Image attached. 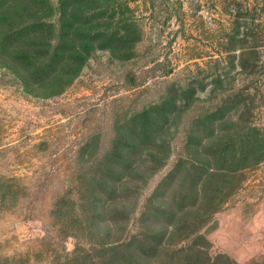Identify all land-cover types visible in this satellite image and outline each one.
Instances as JSON below:
<instances>
[{"label":"rangeland","instance_id":"374dc122","mask_svg":"<svg viewBox=\"0 0 264 264\" xmlns=\"http://www.w3.org/2000/svg\"><path fill=\"white\" fill-rule=\"evenodd\" d=\"M43 2L0 46V264H264V0Z\"/></svg>","mask_w":264,"mask_h":264},{"label":"trees","instance_id":"16d2710c","mask_svg":"<svg viewBox=\"0 0 264 264\" xmlns=\"http://www.w3.org/2000/svg\"><path fill=\"white\" fill-rule=\"evenodd\" d=\"M44 5L43 0H0V27H4V34L0 40V46L10 42L33 41L37 35L23 33V25L34 26L37 22L41 26V13ZM41 12V13H39ZM24 43V42H23ZM23 55L29 56L30 53L22 52Z\"/></svg>","mask_w":264,"mask_h":264}]
</instances>
